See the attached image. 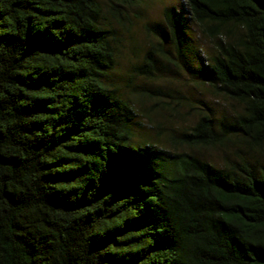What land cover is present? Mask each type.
<instances>
[{
	"label": "trees",
	"instance_id": "16d2710c",
	"mask_svg": "<svg viewBox=\"0 0 264 264\" xmlns=\"http://www.w3.org/2000/svg\"><path fill=\"white\" fill-rule=\"evenodd\" d=\"M147 1L0 0V264H264V0L162 13L181 63L202 55L205 83L241 106L230 120L201 113L174 138L257 156L223 166L133 142L137 109L107 77L116 26Z\"/></svg>",
	"mask_w": 264,
	"mask_h": 264
},
{
	"label": "rangeland",
	"instance_id": "374dc122",
	"mask_svg": "<svg viewBox=\"0 0 264 264\" xmlns=\"http://www.w3.org/2000/svg\"><path fill=\"white\" fill-rule=\"evenodd\" d=\"M180 1L149 0L130 10L134 17L125 28L115 25L119 45L107 82L137 109L140 124L133 130V142L147 141L170 153H190L216 166L237 161L240 156L256 162L257 156L241 143L188 148L174 140L189 130L201 113H210L216 120H230L241 108L205 83L197 72L203 62L202 55L195 62L181 63L168 37H163V10L177 6ZM188 36L201 50L200 54L207 56L214 51L213 41L203 37L192 23ZM152 45L156 47L154 68L150 75H145L138 68ZM159 46L161 50L157 49Z\"/></svg>",
	"mask_w": 264,
	"mask_h": 264
}]
</instances>
